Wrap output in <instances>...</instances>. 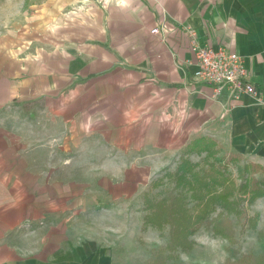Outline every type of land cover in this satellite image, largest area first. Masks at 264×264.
Listing matches in <instances>:
<instances>
[{
  "label": "crops",
  "instance_id": "obj_1",
  "mask_svg": "<svg viewBox=\"0 0 264 264\" xmlns=\"http://www.w3.org/2000/svg\"><path fill=\"white\" fill-rule=\"evenodd\" d=\"M51 6L50 30L38 22L37 46L11 51L0 70V111L20 113L18 130L0 126V264H87L80 215L134 198L197 138L264 158V102L196 82L192 49L193 39L235 49L264 95V0Z\"/></svg>",
  "mask_w": 264,
  "mask_h": 264
},
{
  "label": "rangeland",
  "instance_id": "obj_2",
  "mask_svg": "<svg viewBox=\"0 0 264 264\" xmlns=\"http://www.w3.org/2000/svg\"><path fill=\"white\" fill-rule=\"evenodd\" d=\"M73 8L65 10L60 18L55 17V24H63L68 18L69 12ZM52 6L51 0H0V70L4 67V58L20 50L34 49L36 41L41 33V28L38 22L43 23L44 27L50 30V25L45 26L43 20L44 13L49 12L51 15ZM59 19H61L59 21ZM52 21V15L49 17ZM54 24V25H55ZM22 36L24 43L19 44ZM24 48V49H23ZM11 53V54H13ZM5 83L0 82V92H5ZM19 112H3L0 111V126L10 127L13 123L14 128L19 129L20 123ZM33 149L36 146L32 147ZM235 154V155H234ZM205 154H191L188 157L194 162H202ZM180 154H177L167 161L168 171H174L180 161ZM217 160L221 161L224 166L231 170L235 176L236 182L240 183L242 175L238 174V165L249 163L248 175L251 176L250 183L252 186L260 184L264 180V158H256L252 156L246 157L244 153L239 151L220 152L217 154ZM204 165L205 164H201ZM165 169L159 170L157 175L147 177L140 184L138 192H135V197L127 200L125 195L118 206H114V201H93L90 213L79 214V208L76 214L80 215V222L75 226V234L77 240L82 242L86 238L87 242L92 244V256L87 264H151L156 257V250L164 246L168 241V229L165 228L162 233L160 230L149 227L143 230V218L146 213L144 209L143 197L145 193L158 197L161 195V190L170 185V181L164 178V183L158 187H152V182L157 179H162ZM80 180V178H77ZM80 180L84 184V178ZM79 181V182H80ZM88 182L87 180L85 181ZM172 185V184H171ZM94 194V191H93ZM77 201L80 199L76 198ZM244 215L242 217L245 228L239 232L240 224H236V234L238 241L234 243L233 248H240V253L236 258H239L242 253H263L264 252V236H259L257 233L261 230L264 233V195L257 197L252 202L242 201ZM259 212V222L257 228L248 225L247 216ZM216 214H213L215 216ZM211 219V218H210ZM205 222L194 238L197 243L190 252H181L179 258L174 261H169L170 264H223L229 257L226 251L228 241L221 237H215L211 229V223ZM235 221V215H232ZM90 240V241H88ZM100 247H110L107 250H100ZM256 264V263H252Z\"/></svg>",
  "mask_w": 264,
  "mask_h": 264
},
{
  "label": "trees",
  "instance_id": "obj_3",
  "mask_svg": "<svg viewBox=\"0 0 264 264\" xmlns=\"http://www.w3.org/2000/svg\"><path fill=\"white\" fill-rule=\"evenodd\" d=\"M219 152L217 142L211 138L193 140L183 150L174 171L166 170L162 179L152 182V187L158 188L164 183V178L170 181V185L161 190V195L144 194L146 213L143 230L153 227L162 233L168 229V241L156 250L151 264H170L169 261L177 260L181 252H190L197 243L194 236L210 218L213 235L228 241L225 248L229 257L223 264H264V252L242 253L235 261L232 260L241 251L237 246L233 248L239 239L235 225L240 224V234L245 228L242 201L249 203L263 196L264 180L252 186L248 175L249 163H245L238 165V174L244 179L236 182L231 170L217 160ZM191 154L205 156L202 162H194L188 157ZM232 215H235V221ZM259 216V212L247 216L248 225L257 228ZM257 233L264 236L261 230Z\"/></svg>",
  "mask_w": 264,
  "mask_h": 264
},
{
  "label": "built area",
  "instance_id": "obj_4",
  "mask_svg": "<svg viewBox=\"0 0 264 264\" xmlns=\"http://www.w3.org/2000/svg\"><path fill=\"white\" fill-rule=\"evenodd\" d=\"M192 49L197 57L196 82L213 85L217 92L227 87L231 97L249 93L257 101L264 102L262 89L255 85L244 59L235 49L225 45L215 48L196 39L192 40Z\"/></svg>",
  "mask_w": 264,
  "mask_h": 264
}]
</instances>
